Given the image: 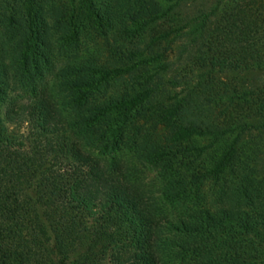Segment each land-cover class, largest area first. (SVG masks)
I'll list each match as a JSON object with an SVG mask.
<instances>
[{
  "label": "trees",
  "instance_id": "trees-1",
  "mask_svg": "<svg viewBox=\"0 0 264 264\" xmlns=\"http://www.w3.org/2000/svg\"><path fill=\"white\" fill-rule=\"evenodd\" d=\"M41 4L21 1L18 74L31 96L0 104V264H264V87L214 73L264 67V0H218L186 66L199 80L176 93L156 66L189 22L171 7L122 27L106 65L71 67L39 91ZM71 5L73 39L112 20L99 0ZM139 137L159 195L114 155Z\"/></svg>",
  "mask_w": 264,
  "mask_h": 264
},
{
  "label": "rangeland",
  "instance_id": "rangeland-1",
  "mask_svg": "<svg viewBox=\"0 0 264 264\" xmlns=\"http://www.w3.org/2000/svg\"><path fill=\"white\" fill-rule=\"evenodd\" d=\"M21 1L0 0V87L5 90V98L0 99V104L4 110L11 109L17 103L27 102L31 96L29 84L22 83L18 74V65L21 64L17 62L21 51L20 39L26 27ZM217 2L218 0H99L101 11L112 17L109 25L101 30L81 31L79 38L73 39L69 28L71 0H42L43 46L40 48L41 57L37 61L39 72L34 75L36 86L39 91H54L64 79L74 76L71 67L82 64L106 65L112 58L113 47L120 43L122 27H134L137 18L158 15L171 7L172 11H182L187 15L189 22L184 30L165 43V58L157 62L156 66L166 63L168 69L157 77L161 88L166 92L182 91L199 80L197 74L189 71L186 66L191 62L205 31L214 22L206 20L203 31L204 17L212 12ZM8 16H13L14 20L10 25ZM214 73L222 79L237 83L238 90L255 91L264 87V67L255 64L215 70ZM63 93H60L57 100H64ZM262 122L255 118L253 127H259ZM257 133V130L252 131V135ZM244 138L250 139L251 136L247 133ZM143 142L142 137L130 140L114 155L121 165L132 168L135 179L144 189L159 195L161 182L158 167L145 160L147 151ZM260 163L256 176L264 179V155L260 158Z\"/></svg>",
  "mask_w": 264,
  "mask_h": 264
}]
</instances>
